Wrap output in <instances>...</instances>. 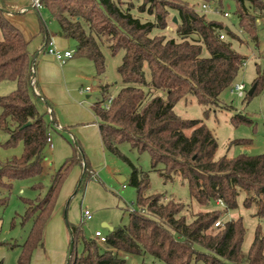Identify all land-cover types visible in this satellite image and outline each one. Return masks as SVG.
Returning a JSON list of instances; mask_svg holds the SVG:
<instances>
[{
    "label": "trees",
    "instance_id": "trees-1",
    "mask_svg": "<svg viewBox=\"0 0 264 264\" xmlns=\"http://www.w3.org/2000/svg\"><path fill=\"white\" fill-rule=\"evenodd\" d=\"M136 1L39 0L40 8L58 23L63 36L77 43L74 57L92 61L98 76L106 71L104 45L113 55L124 52L118 68L123 86L109 109L104 108L111 98L109 86H101L103 98L92 109L105 150L131 167L130 184L137 190L139 209L130 212L127 225L110 231L105 245L87 239L81 228L69 225L72 240L67 264H126L120 252L149 255L163 264H264L261 225L248 253L243 252L246 228L242 218L215 226L226 212L238 208L241 194L246 195L244 206L255 205L256 216L264 219V155L218 159V140L205 121L185 119L176 113L181 101L190 100L204 107L208 117L210 108L223 102L222 94L236 83L244 64L245 58L231 43L240 38L220 22L207 20L182 3L142 0L137 6ZM204 1L222 4L224 0ZM235 1L240 28L257 41L255 18L246 3L264 13V2ZM9 11L0 0V83L17 84L12 93L0 97V147L10 149L22 144L23 153L0 160V207L7 206L6 194L11 193L16 181L43 174L50 132L57 127L54 117L47 119V115L53 116L50 112L39 111V107L53 106L38 91L35 55H31L22 32L5 17ZM171 11L177 13V22ZM136 12L153 20L143 21ZM170 24L176 37L161 34ZM41 32L47 37L43 21ZM222 32L230 41L220 38ZM49 43L48 39L44 50ZM263 83L264 77L255 80L254 94L245 98L256 96ZM233 121L250 122L247 117H234ZM125 143L140 153L148 152L152 171L164 182L185 181L192 203L149 193V174L121 152L120 146ZM73 149V156L53 175L47 193L23 200L24 221L31 220L32 228L18 264H31L35 250L44 248L46 226L71 170L82 168L77 192L94 177L84 151L76 143ZM218 200L225 203L226 212L216 208ZM193 203L208 210L195 212ZM79 242L83 246L81 254L77 251Z\"/></svg>",
    "mask_w": 264,
    "mask_h": 264
},
{
    "label": "rangeland",
    "instance_id": "rangeland-1",
    "mask_svg": "<svg viewBox=\"0 0 264 264\" xmlns=\"http://www.w3.org/2000/svg\"><path fill=\"white\" fill-rule=\"evenodd\" d=\"M171 1L187 5L200 15H205L207 20L220 22L225 28H228L240 38L239 41H231L233 49L245 58L236 83L245 85L248 96L249 91L253 88L252 84L254 81L259 77H264V13L255 6H251L249 2L246 3L249 7V12L255 18L256 41L240 28L239 19L236 15L235 0H224L222 4L217 1L208 3L204 0ZM261 2H264V0ZM141 4L142 0L136 1L137 6ZM204 4L218 8L219 12L204 11ZM40 10L45 13L41 15L42 21L50 30H53L58 23L52 20L46 9L41 8L39 12ZM224 13H228L230 17L225 18ZM135 14L141 17L143 21L153 20V17L146 14L141 15L137 12ZM170 14L174 19L177 16L175 11H171ZM50 23L54 24L50 26ZM161 34H166L168 37H176L172 24ZM221 34H224V32ZM225 40L230 41L227 36H225ZM73 42L76 48L77 43ZM31 51H34L33 46ZM102 51L106 60V71L102 76L97 75L92 61L77 57L73 59V62H76V70L74 71L81 73V75L76 77V79H72L70 86L78 91L77 96L85 103L84 107L92 111L93 105L100 102L103 98L101 86H109V95L111 97L117 95L123 86L118 68L123 62L124 52L113 55L108 45H104ZM34 55L36 58V53ZM145 71L149 80L150 74L147 67ZM95 81L99 84L94 85ZM16 87V82L0 83V97L9 95ZM87 87H91L92 92L89 94L81 93V90H86ZM88 95L91 98H86ZM221 99L223 102L219 106L210 108L208 117L205 114L204 107L190 100L187 102L181 101L176 106V113L185 119L205 121L218 140V159L225 156L234 158L243 154L249 156L264 155V83L261 86V91L251 100L241 99L234 94L232 95L230 89L222 94ZM1 111L0 107V113ZM39 111L42 113L41 107H39ZM43 112L46 113V108H44ZM234 117H247L250 122H235L233 121ZM49 118L50 115H47V119ZM50 135L55 149L52 150L53 148L51 149L50 145L48 146L43 174L33 179L16 181L11 193L6 194L8 197L7 206L0 207V264H18L22 245L26 242L31 231L32 221H24L26 205L23 200L36 199L39 196L43 197L51 185L53 175L74 154L73 147L75 142L72 136L69 135L67 140V137H63L56 128L51 130ZM3 139L6 140L7 137H3ZM120 150L136 167L149 174V193L166 194L168 197H174L185 204L192 203L188 184L182 179H177L174 182H164L158 173L152 171L151 156L148 152L140 153L132 149L127 143L122 144ZM22 153V144L10 149L0 147V160L4 161L14 156L19 157ZM90 153L93 158L102 159L100 155L98 157L99 153L96 151H91ZM84 155L89 162L88 156L90 154L84 151ZM105 156L106 166L102 169H95L96 177H93L85 188L79 192H77V188L82 176V168L75 166L71 170L60 189L55 211L46 226L44 248L35 250L31 264H67L72 240L69 225L81 228L83 235L90 240L94 238L98 231L102 232L104 236L109 235L110 230L105 228L104 224L112 228L127 225L130 208L138 211L139 207L136 202L137 190L130 184L131 167L108 151ZM35 185H42L43 188L34 189ZM245 197V194L240 195L238 199L239 206L235 210L226 212V209H222L218 205H216V208L226 212L220 219L223 224L226 221L237 218L243 219L246 228L243 252L248 253L254 242L258 225H261L264 233V219L256 216L257 207L255 205L250 208L244 206ZM193 206L195 212L208 210L198 206L196 203H193ZM212 206L214 207V205ZM85 210L92 212L93 217L85 224H82V215ZM82 250L83 246L79 242L77 251L81 254ZM119 257L124 259L126 264H163L149 255L139 256L120 252ZM193 264L204 263L199 261L193 262Z\"/></svg>",
    "mask_w": 264,
    "mask_h": 264
},
{
    "label": "crops",
    "instance_id": "crops-1",
    "mask_svg": "<svg viewBox=\"0 0 264 264\" xmlns=\"http://www.w3.org/2000/svg\"><path fill=\"white\" fill-rule=\"evenodd\" d=\"M4 2L10 10L5 14V17L22 32L26 41L29 42L31 55L36 53L35 80L38 91L53 106L52 109L44 106L46 111L53 115L49 119L54 117L57 121L56 129L60 131L62 136L67 137V140L69 135L72 136L74 142L83 151L90 154L88 156L89 164L94 177H96L95 169H102L106 166L105 155L107 151L102 143L97 116L92 110L84 107L85 103L77 96L78 91L70 86L72 79H76L81 75V73L74 71L76 70V62H73L75 57L62 65L53 56L49 55L47 50H44L46 41L49 39L58 50L72 51L75 55L77 48L74 46L75 43L63 36L59 25L50 30L45 24L47 37L43 35L41 32V15L44 12L41 10L39 12V9L29 10V8L35 7L34 0H4ZM52 24L54 23H50V26ZM32 46L34 51H31ZM94 79L96 78L94 77ZM97 84L99 83L95 81L94 85ZM86 98H91V96L88 95ZM44 108L41 107L42 112ZM54 149L55 146L53 145L52 150ZM91 151L99 153L98 157L100 155L102 159L93 158Z\"/></svg>",
    "mask_w": 264,
    "mask_h": 264
},
{
    "label": "built area",
    "instance_id": "built-area-1",
    "mask_svg": "<svg viewBox=\"0 0 264 264\" xmlns=\"http://www.w3.org/2000/svg\"><path fill=\"white\" fill-rule=\"evenodd\" d=\"M34 6L36 8H40V4H39V0H34ZM203 10L204 11H214L216 13L219 12L218 8H213L211 5H203ZM224 17L225 18H229L230 15L228 13H224ZM222 40L225 39V34H222L220 37ZM47 53L51 56H53L60 64L64 65L66 64L68 61L72 60L74 58V52L72 51H60L58 50L53 42L50 41V43L48 44L47 48ZM232 95H236L238 98L244 99L246 97V88L245 85L242 83H235L232 88L230 89ZM82 93H87L89 94L90 92H92V88L91 87H87L86 90H81ZM112 99L113 97H111L105 104H104V108L105 109H109V107L111 106L112 103ZM49 145L51 148H53L52 145V139H51V135L49 138ZM125 188V186H124ZM217 205L222 208V209H226L225 203L222 200H218L217 201ZM130 212H135L134 209L130 208L129 209ZM93 217V213L90 212L89 210H85L83 212L82 215V224H85L87 221L91 220ZM223 225V221L219 220L215 226L216 227H220ZM94 240L98 241L101 245H105L107 243V238L106 236H104L102 234V232H97L93 238Z\"/></svg>",
    "mask_w": 264,
    "mask_h": 264
},
{
    "label": "water",
    "instance_id": "water-1",
    "mask_svg": "<svg viewBox=\"0 0 264 264\" xmlns=\"http://www.w3.org/2000/svg\"><path fill=\"white\" fill-rule=\"evenodd\" d=\"M29 10H34V8H29ZM174 21L177 22V18H175ZM255 89H256V85L253 86V88L249 91V96H252V95L254 94ZM28 125H29V124H28ZM104 227H105V228H108L110 231H113V228L110 227V226L107 225V224H104Z\"/></svg>",
    "mask_w": 264,
    "mask_h": 264
}]
</instances>
